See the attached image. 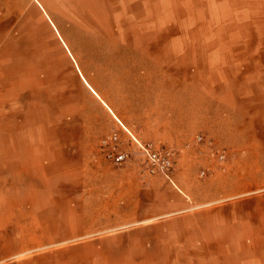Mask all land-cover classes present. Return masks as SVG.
I'll return each mask as SVG.
<instances>
[{
  "label": "rangeland",
  "instance_id": "rangeland-1",
  "mask_svg": "<svg viewBox=\"0 0 264 264\" xmlns=\"http://www.w3.org/2000/svg\"><path fill=\"white\" fill-rule=\"evenodd\" d=\"M50 1L56 28L35 0L0 2V264H264V0ZM171 103L189 128L155 130ZM123 127L176 151L175 185L144 172ZM115 133L123 166L101 149ZM184 185L193 213L238 215L233 236L202 219L206 237L160 253L134 231L168 227L135 214Z\"/></svg>",
  "mask_w": 264,
  "mask_h": 264
},
{
  "label": "crops",
  "instance_id": "crops-1",
  "mask_svg": "<svg viewBox=\"0 0 264 264\" xmlns=\"http://www.w3.org/2000/svg\"><path fill=\"white\" fill-rule=\"evenodd\" d=\"M11 4H13L16 0H10ZM36 4L40 7V9L43 11V13L46 15L47 20L50 22V24L53 26L54 22L50 14L54 13L55 9L51 8V1L50 0H35ZM60 4V2H59ZM55 26V24H54ZM53 26V27H54ZM56 28V26H55ZM58 31V30H57ZM66 45V44H65ZM84 81L86 79L84 78ZM87 86L90 85L88 82ZM91 86V85H90ZM89 87V86H88ZM92 87V86H91ZM93 88V87H92ZM90 89V87H89ZM94 89V88H93ZM91 90V89H90ZM95 90V89H94ZM96 92V91H95ZM172 105L168 108L169 109V115L163 116L160 119H157L161 122L157 123L158 125L154 126L155 130H159L161 127H164L167 129L170 133L174 131H182V128H189L190 125V115L185 110L182 113H174V109H176ZM143 132V138L148 140L150 139V136L147 134V132ZM148 142V141H146ZM190 145L187 148L194 149V151H197L198 153H202L203 151V144H199L196 142V138L193 139L188 143ZM190 171H192V166H190ZM232 189V188H231ZM197 189L193 186H183V189L180 191V193H177L175 190L170 191V196L168 194H158L157 191L155 193H152L153 198L155 200H151V203L149 204V209L146 210L143 214L140 213V215L135 214L137 218L134 220H138L140 218H149L152 217L154 219H147L144 221L138 222L139 225L142 224H154L155 227H162L165 225L168 227L165 230H155L154 232L148 231L146 229L140 230V231H134V234L140 233L145 234L146 232L152 233V234H159L155 235L157 238H163V240L159 247H157L158 251L160 253H164L167 255H172L175 252V243L173 241V238H179V237H194L195 234H199L201 237H206V234L210 231L211 228L215 229V232L217 231V227H219V232L215 236L220 237H232V224L238 221V215L235 214H229L227 216L222 215L221 213H210L209 211H203L202 213H193L191 210V207L193 203L198 202V194L196 193ZM215 194L212 193L210 196H214ZM216 196V195H215ZM231 208V207H230ZM182 212L184 214L183 217L179 219V221L188 222L189 223V229L188 230H174L173 228H169V225L173 226V222H176L178 219H170L173 214ZM204 219L205 222H207L206 227L209 230L208 232H204V230L200 229L199 232H195V224L196 222L201 221ZM216 223H219L218 226H216ZM234 226V225H233ZM201 228V227H200ZM137 232V233H136ZM210 233V232H209ZM140 241H134L135 248H137L138 243ZM131 246H124L119 247L118 250H125L126 252L129 251ZM146 248V246H144ZM185 245H182V247H176V251L181 252L185 250ZM172 262V261H169ZM14 264H24V263H14ZM141 264H148V263H141ZM172 264V263H167Z\"/></svg>",
  "mask_w": 264,
  "mask_h": 264
},
{
  "label": "built area",
  "instance_id": "built-area-1",
  "mask_svg": "<svg viewBox=\"0 0 264 264\" xmlns=\"http://www.w3.org/2000/svg\"><path fill=\"white\" fill-rule=\"evenodd\" d=\"M123 128L128 133V142L136 148L138 154H140L142 158L144 172L149 176L164 177L175 185L173 176L177 163L176 151L163 146L145 143L137 136L130 133L125 127ZM196 142L203 144L205 142L204 137H197ZM189 146L190 145H188V147ZM101 149L105 157L118 166L126 165L132 161V151L125 148V141L119 133L105 138L102 141ZM212 157L218 158L219 161L222 162L225 160V155L220 152L213 153ZM201 176H205V173L203 172Z\"/></svg>",
  "mask_w": 264,
  "mask_h": 264
}]
</instances>
